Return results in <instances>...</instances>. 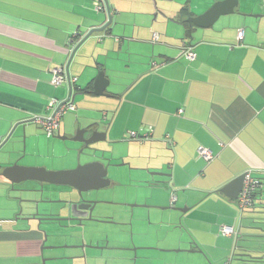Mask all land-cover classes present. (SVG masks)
<instances>
[{
	"label": "crops",
	"instance_id": "1",
	"mask_svg": "<svg viewBox=\"0 0 264 264\" xmlns=\"http://www.w3.org/2000/svg\"><path fill=\"white\" fill-rule=\"evenodd\" d=\"M216 1L220 0H188L183 6L186 13L177 7L173 14L160 17L153 0H108L113 23L87 38L69 66V74L78 77L73 84L75 111H79L75 124L99 121L101 130L107 125V140L122 144L121 156L126 155V160L137 166L146 162L155 171L171 174L162 177L168 181L162 191L174 194L175 203L170 200L174 208L150 206L140 222L131 224L135 246L163 248L154 250V262L139 264L162 260V264H223L233 254L235 238L225 235L219 245V236V246L208 247L200 235L208 232L200 228L212 222V231L217 222L231 225L237 216L239 220L235 199L226 188L235 178L246 170L264 178V0H239L235 12L221 16L213 26L192 24L191 37L184 21ZM106 13L95 9L94 0H0V141L13 123L26 119L32 121L29 131L37 134L39 143L20 159L23 153H15L3 168L10 161L62 168L55 165L58 140L44 136L34 118L51 113L50 98L66 95L65 85L51 84L50 68L70 61V36L79 32L85 37L103 26L108 22ZM152 15L157 22L151 23ZM240 29L244 30L241 41ZM153 32L161 34L159 41L152 40ZM185 46L196 53L194 60L183 55ZM99 70L109 80L108 96L94 93ZM68 112L60 130L71 135ZM148 125L154 128L150 141L131 138L129 131L141 133ZM167 133L175 141L172 147L164 141ZM43 139L48 153L39 161L47 159L50 164L30 162L42 153ZM67 143L61 148L66 156ZM200 146L209 148L215 159L202 158ZM24 176L17 173L15 180L23 182ZM0 181L4 184L0 212L6 216L0 217L4 223L0 224V264H23L21 254L4 245L19 250L27 243L29 249L22 255L32 257L24 264H35L44 233L36 223L12 221L25 203L16 195L10 199L4 189L11 190V182L3 176ZM110 198L123 200L116 195ZM229 238L234 245L227 243ZM125 239L130 241L127 235ZM257 239L264 243V237ZM257 249L264 255V247Z\"/></svg>",
	"mask_w": 264,
	"mask_h": 264
},
{
	"label": "water",
	"instance_id": "2",
	"mask_svg": "<svg viewBox=\"0 0 264 264\" xmlns=\"http://www.w3.org/2000/svg\"><path fill=\"white\" fill-rule=\"evenodd\" d=\"M107 5V17L108 22L105 23L101 27H96L88 32V34L82 39V41L75 48L70 61L68 62L69 66L78 52L82 43L89 38L91 35L97 32L105 31L112 23L113 17L110 12V6L108 0H104ZM239 0H220L214 2L205 12L198 16H190L188 18V22L190 24H194L197 27L209 28L213 26L217 20L223 16L228 14H233L235 12V7L238 5ZM252 16H257L252 14ZM192 37V29L188 30ZM192 39V38H191ZM109 80L106 77L104 70H99L97 77L94 83V93L99 96H108L106 93V88L108 86ZM80 93H85V90L79 91ZM74 89H71L70 99L74 101ZM32 123L31 120L20 119L17 122L13 123L9 131L4 134L0 141V176L7 178L11 182V190L15 192H20L15 198L24 201L25 204L36 205L39 200L37 198H23V194H38L43 193V188L37 189L35 187H20L21 183H32V182H44L48 184H59V185H67L73 188H76L79 192L80 200L85 202L86 212L84 213V217L80 220L79 223L72 224H63L62 222L57 223L59 228L58 230H54L52 232V236L56 237H67L69 240L73 241L72 244H64L57 245L45 248L50 249H69V254L64 256H58L54 259L56 261L64 262L63 264H121L123 262H131V264H139L141 260L143 261H152L154 262V250H159V247L155 246H145V247H137L131 242L126 241L125 237L120 235L118 232H114L113 229H118V225L125 223H121L120 221H102L97 217H93L91 212L94 207H91L93 204H97V201L86 200L81 194L82 192H91L93 190H100L102 188H106L112 185L113 181L108 176L109 166L113 165L110 160L105 156L106 150H102V148H93L92 145L99 141H107V125H105L103 130H101V123L95 122L82 126V124H76V127L73 128V135L62 134L61 131L55 135L57 139L66 141H74L78 143L84 144V147L93 149V152L87 154L90 156V160L85 163L79 162L75 167L70 169H62V170H51L46 166H21L17 161H10L7 166L3 168V164L8 163L9 159L18 152H22L23 155L18 159L24 157L26 154H30L28 152V148L33 147L37 144L36 136L37 134L31 133L29 131V126ZM120 142H110L109 144L112 146V154L114 156L115 149L113 146ZM83 149L79 151L81 154ZM101 151V154L97 156V153ZM130 151V149H127ZM85 154V153H83ZM138 154L136 157H140ZM97 157V158H95ZM124 159V156L121 157ZM103 160H108V163H105ZM125 160V159H124ZM130 163V162H129ZM126 162H121L119 164L114 165H125ZM131 164V163H130ZM139 170H144V168H139ZM149 169V168H148ZM24 173V181L15 180V175L17 173ZM152 175H156L158 177H170L171 174L162 172V171H153ZM155 185L159 188L164 189L165 183H168L167 180L159 179L155 180ZM244 182V174L235 178L232 182H230L226 188L230 187L229 196L237 199L241 192ZM43 203H60L64 204L63 207L60 208V211L57 213L59 216L63 215V208H68L70 204L77 207H82V205H78V201L75 200H53L50 197H42L40 199ZM121 205H124L121 203ZM161 207V206H158ZM174 208L172 206H168ZM163 208V206L161 207ZM21 208L20 213H23ZM121 209H119L120 211ZM26 214V213H25ZM28 214V213H27ZM29 215V214H28ZM65 217V216H63ZM58 218L60 221H71L76 220L73 218ZM17 217H15L12 221H17ZM25 219H29V217H25ZM85 221V223H84ZM264 224V220L260 221V223ZM89 225L93 227L87 226ZM102 224V225H99ZM44 233L45 238L48 236V231L45 228H42L41 223L37 226ZM258 230L264 232L263 226H257ZM121 228H119V232ZM252 236L259 237L261 234L253 233ZM44 247H42L43 249ZM181 250V249H180ZM179 251V250H178ZM241 258L244 261L253 260L256 264H264V261L261 262L264 255H253V252H261V250H251L248 247H242ZM248 259V260H246ZM260 260V261H259Z\"/></svg>",
	"mask_w": 264,
	"mask_h": 264
},
{
	"label": "rangeland",
	"instance_id": "3",
	"mask_svg": "<svg viewBox=\"0 0 264 264\" xmlns=\"http://www.w3.org/2000/svg\"><path fill=\"white\" fill-rule=\"evenodd\" d=\"M179 0H153V2L155 3V7L156 9H160V17L163 16L166 13H169V15L173 14V11L177 8L180 7L182 8L184 5L187 4L188 0H182V2H178ZM179 3V4H178ZM151 23L153 22H157V20H154V15L151 16ZM152 26V25H150ZM49 104V102H48ZM47 104V105H48ZM79 111H70L66 114L65 118H68V123L70 124V126H75L76 124L75 122L77 121V116L79 118ZM77 115V116H76ZM149 125L146 126L144 128V130L141 132L143 133L146 128L148 129ZM73 130L75 131L76 128ZM74 133V132H73ZM43 135L46 136L45 132L43 131ZM57 139V138H56ZM57 146L59 150H56L58 152V159L55 165L60 166L62 168H56V169H51V170H62V169H70L75 167L79 162L81 163H85L86 161L90 160V156H88L87 154H90V152H93V149L91 148H87V152L85 154H80L79 153V149L81 148V143L78 142H74V141H70V140H60L57 139ZM141 141V140H139ZM150 141V139L146 140L145 142ZM63 142L67 144L66 149H69L68 155H64V151H61V148L63 146ZM39 144V143H37ZM36 144V145H37ZM44 139L42 140V144H41V148H42V153L39 154L40 156H35L33 158L32 161L30 160V162L32 163H36V164H50V162L47 161V159L44 161H39V158L44 156V153H48L46 146L44 145ZM35 145V146H36ZM122 144H115L113 146V149H115V154L113 156L112 154V146L109 144V141H99L95 144L92 145L93 148H102V150H106L105 156L108 158H111L110 162L113 165L109 166V172H108V176L112 179L113 183L111 186L106 187V188H102L100 190H93L92 195L91 192L89 194V196L91 195L92 197L95 198H99V202L97 203V213L98 215H111V213H113V211L117 208V203H123L124 205H122V208L119 211L120 214V222L121 223H125L123 226L122 224L118 225V229H113L114 232H118L121 236L123 235L124 237H126V235L130 238L131 242H133V235H132V228H131V224L132 222L136 221L140 222L138 219L139 217L144 218L145 216L142 214H146L148 213V210H150V206H152L154 209L157 205H160L161 207L163 206V204L170 206V200L172 197V194L170 195L169 191H162V188H159L157 185H155V180H158L159 177L156 175H152L151 172L155 171L153 168H150L148 166V164L146 162H140L141 164L139 166L137 165H133L131 161L126 160L125 156L124 159H122L121 157V153L124 151L121 148ZM64 147V146H63ZM32 149V148H31ZM72 151V152H71ZM36 152V150H35ZM30 153V152H29ZM39 153V152H38ZM101 154V151H99V153H97V156H99ZM35 155H37V153H35ZM97 158V157H95ZM128 158V157H127ZM25 161V160H24ZM105 163H108V160H103ZM126 162L125 165H114V164H119L121 162ZM53 162V163H55ZM131 164H130V163ZM34 166V165H32ZM35 166H45V165H35ZM139 168H144V170H139ZM149 168V169H148ZM49 169V168H48ZM163 172V171H162ZM160 179H162V177H160ZM1 181H0V190H2V185L1 186ZM7 193V196L12 199L15 195H19L20 192H15L13 190H9L8 188L4 189ZM162 191V192H161ZM113 195H116L118 197H121L123 200L120 202L118 200H114L112 197ZM15 196V197H16ZM25 198V197H23ZM29 198V196H28ZM21 202H24L22 200H20ZM234 202L236 203L238 209H239V205L236 201V199L234 200ZM25 209H27V205L24 206ZM261 209L258 208L257 211H260ZM1 215H3V217H6L3 213L0 212V217H2ZM141 215V216H140ZM256 218V221H262L264 219L263 215L261 212H256V213H252V212H245L244 213V218L241 221L242 224V234H241V238L240 240L237 241V246L234 250V260L232 261V264H249L248 261H244L241 258V254L242 252V247H249L252 250H256L259 246L260 247H264V243H261L260 241H258L257 238L260 237H255L252 236L254 232V229L252 228V225H257L259 223H253V220ZM211 223L207 224L208 226L205 228H200L203 229L204 231L208 232H200L201 237L204 239L203 243L209 247V245H213V246H219L220 244H223V237L226 238L225 235L220 234V226L223 225V223H216V227L211 231ZM4 224V223H1ZM102 225V224H99ZM231 225H239V220H238V216L236 218V220L231 224ZM89 227H93L91 225H88ZM130 226V229H127ZM255 227V226H254ZM119 228H121V231L119 232ZM46 230H51L52 228H45ZM263 233V232H262ZM166 235V232L163 233V235ZM264 234V233H263ZM261 234V235H263ZM155 235V234H154ZM221 236V238L219 237ZM219 237V245L216 244L217 243V238ZM228 239V238H227ZM263 239V238H262ZM261 240V239H260ZM208 241V242H207ZM259 242V243H258ZM230 245H234V239H230L227 242ZM225 242V244H227ZM44 245L43 241L41 240L38 244V252L36 253L37 257H36V263L35 264H60L62 262L60 261H56L54 258L58 257V256H64L66 254H69L71 251L69 249H49V248H44L42 249V246ZM28 246L29 243L26 244V246L24 247V245H21L17 250L16 246L14 247V245H4L5 249L8 250H12V252L16 253L18 252V254H21V260L22 262L20 263H25L26 261H29V259H31L32 256H29L27 254H23L22 252H24V250L28 251ZM257 247V248H256ZM36 248L34 249V251H36ZM159 249H163L160 248ZM182 250L183 248H177L174 250ZM187 251H191L190 248L186 249ZM209 252V251H208ZM179 253V252H177ZM210 253V252H209ZM256 254H258L257 252H255ZM257 256V255H256ZM230 258L229 256L226 257V259ZM207 259H209V257L207 256ZM225 259V260H226ZM224 260V261H225ZM223 261V262H224ZM16 262V260H15ZM164 261L162 260L160 264H162ZM192 262L197 263V261L192 260ZM222 262V263H223ZM214 263V262H213ZM209 264V263H207Z\"/></svg>",
	"mask_w": 264,
	"mask_h": 264
},
{
	"label": "built area",
	"instance_id": "4",
	"mask_svg": "<svg viewBox=\"0 0 264 264\" xmlns=\"http://www.w3.org/2000/svg\"><path fill=\"white\" fill-rule=\"evenodd\" d=\"M95 9L97 11H105L107 12V6L105 5L103 0H94ZM76 35H79L78 38H75ZM74 37L70 38L69 42V53L74 52L75 48L82 41L84 35L76 34ZM238 40L241 41L244 37V30H238ZM161 34L158 32H153L152 40L157 42L160 40ZM185 58L188 60H194L196 58V53L192 49V47L185 46L183 52ZM153 65H158L157 62H153ZM51 73V84L54 87H59L62 85L66 86V95L61 99L52 97L49 100V104L47 107L52 109L49 115L45 116H37L34 118V121L38 123L44 130L47 136L52 137L57 135L60 132L61 119L63 115L68 111H75L76 105L72 99H70L71 89L73 88V84L78 80L77 76L70 75L68 69V62L64 65L53 66L50 68ZM182 110H180V113ZM129 134L132 139L141 140L145 142L148 139H152L154 135L153 126H149L148 129L143 133H140L136 130L129 131ZM164 141L166 142L168 147H172L175 145V141L171 137L170 134H165ZM199 155L207 161H212L215 159V155L213 152L204 146H200ZM260 180L253 175L252 170H246L244 172V182L239 197L237 198V203L239 205V225H226L223 224L220 226V233L226 236H231L235 238V247L237 246V241L241 238V221L243 219V214L247 209L251 208L253 204V192L260 185ZM176 201V197L172 194L171 204H174ZM234 258V251L230 258L226 259L223 264H232V260Z\"/></svg>",
	"mask_w": 264,
	"mask_h": 264
},
{
	"label": "flooded vegetation",
	"instance_id": "5",
	"mask_svg": "<svg viewBox=\"0 0 264 264\" xmlns=\"http://www.w3.org/2000/svg\"><path fill=\"white\" fill-rule=\"evenodd\" d=\"M81 125V124H80ZM82 126H84L82 124ZM74 132V131H73ZM73 132L70 136L73 135ZM83 149L81 155L83 153L87 152V149L84 147V144L81 143V148L79 149V151ZM38 150L40 151V147L38 146ZM159 180V179H158ZM35 187L37 189H41L43 188V193H38V194H23L22 196L27 198L29 196V198H37L39 200V202L36 205H28L27 204V209H25V204H21V208L24 209L23 213H20L21 208L19 209V211L15 214L14 217H17V221H22L25 222L26 224H31L32 225L34 223H36L37 225L39 223H41L42 228H52L50 231H48V236L45 238L46 235L43 234V243L44 245L42 247H50L52 248V246H57V245H64V244H72L73 241L69 240L67 237H56V236H52V232L54 230H58L59 226L57 223L62 222L63 224H74V223H79L80 220L78 219H82L84 217V213L86 212L85 207L86 204L85 202L80 200L79 197V192L76 188H73L71 186H67V185H59V184H48V183H44V182H32V183H21L20 187ZM90 192H82V196L86 199V200H92V201H97V203L99 202V198H95L92 197V192L91 195L89 196ZM50 197L53 200H75L78 201V205H82V207H77L76 205L73 206L72 204L69 205L68 208H63V215L59 216L57 213L60 211V208L63 207L64 204H60V203H43L40 201V199L42 197ZM97 207V204H93L91 207ZM117 208L113 211V213H111V215H98L97 213V208H94L93 211L91 212V215L93 217H97L102 221H108V222H112V221H116L118 222L120 220V214H119V209H121L122 205L121 203H117ZM26 213V214H25ZM29 215H28V214ZM65 216V217H63ZM25 217H29V219H25ZM73 218L76 220H72L71 221H60L58 218ZM85 223V221H84ZM86 224V223H85ZM261 224H257L256 226H260ZM264 227V224L262 225ZM261 233V232H259ZM261 237H264V235H262ZM43 248V249H44ZM49 248V249H50ZM249 248V247H248ZM257 248V247H256ZM251 249V248H249ZM62 250V249H60ZM252 250V249H251ZM258 250V249H257ZM72 252V251H71ZM253 255H260V254H256L255 252H253ZM248 260V259H246ZM260 261V260H259ZM264 261V257L261 260V262ZM64 262L60 263L63 264ZM110 262H108L109 264ZM249 264H256V262H254L253 260L248 261Z\"/></svg>",
	"mask_w": 264,
	"mask_h": 264
},
{
	"label": "trees",
	"instance_id": "6",
	"mask_svg": "<svg viewBox=\"0 0 264 264\" xmlns=\"http://www.w3.org/2000/svg\"><path fill=\"white\" fill-rule=\"evenodd\" d=\"M182 12L186 13V8L182 7L181 10ZM186 24H187V27L189 28L188 30H190V28L192 27V24L188 23V21H184ZM76 34H81L79 32H75L72 36H70L71 38L74 37ZM79 35H76L75 38H78ZM69 42H70V39H69ZM254 176H256L259 180H260V185L257 187L256 190H254L253 192V195H252V198H253V204L251 206V208L247 209L248 212H252V213H256V212H261L263 217H264V178L260 177L259 175H255L253 173ZM258 208H260L261 210L260 211H257ZM243 218H244V214H243ZM264 220V219H263ZM253 223H259L261 224L260 226H262V222L260 223L256 221V218L253 220ZM242 225V224H241ZM255 226V227H254ZM252 225V228L254 229V232L256 234H263L262 231L258 230L256 227V225ZM241 231H242V227H241ZM261 232V233H259ZM242 234V232H241ZM264 235V234H263ZM261 237V236H259Z\"/></svg>",
	"mask_w": 264,
	"mask_h": 264
},
{
	"label": "clouds",
	"instance_id": "7",
	"mask_svg": "<svg viewBox=\"0 0 264 264\" xmlns=\"http://www.w3.org/2000/svg\"><path fill=\"white\" fill-rule=\"evenodd\" d=\"M110 12H111V9H110ZM111 14H112V13H111ZM60 131H61V130H60ZM245 212H246V211H245ZM245 212H244V213H245ZM0 224H1V221H0Z\"/></svg>",
	"mask_w": 264,
	"mask_h": 264
},
{
	"label": "bare ground",
	"instance_id": "8",
	"mask_svg": "<svg viewBox=\"0 0 264 264\" xmlns=\"http://www.w3.org/2000/svg\"><path fill=\"white\" fill-rule=\"evenodd\" d=\"M190 47V46H189Z\"/></svg>",
	"mask_w": 264,
	"mask_h": 264
}]
</instances>
